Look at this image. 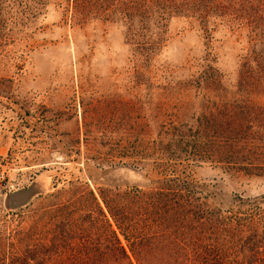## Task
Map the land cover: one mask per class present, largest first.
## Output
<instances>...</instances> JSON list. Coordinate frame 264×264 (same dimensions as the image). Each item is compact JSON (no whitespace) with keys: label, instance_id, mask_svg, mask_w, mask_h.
I'll list each match as a JSON object with an SVG mask.
<instances>
[{"label":"trees","instance_id":"obj_1","mask_svg":"<svg viewBox=\"0 0 264 264\" xmlns=\"http://www.w3.org/2000/svg\"><path fill=\"white\" fill-rule=\"evenodd\" d=\"M51 4L74 24L120 25L140 78L176 18L208 39L221 27L245 32L248 50L233 90L207 60L186 83L149 78L156 98L149 124L140 122L135 134L124 129L114 139L105 130L98 142L86 130V162L139 169L148 183L97 193L79 179L60 189L55 183L27 206L28 229L0 235V264H264V194L236 195L221 208L195 178L209 166L264 181V0H0V55L15 45L12 27ZM21 62L16 56L11 66L19 71ZM66 149L81 156L80 142Z\"/></svg>","mask_w":264,"mask_h":264},{"label":"rangeland","instance_id":"obj_2","mask_svg":"<svg viewBox=\"0 0 264 264\" xmlns=\"http://www.w3.org/2000/svg\"><path fill=\"white\" fill-rule=\"evenodd\" d=\"M12 28L15 45L0 55V235L5 236L31 226L34 214L27 206L53 193L55 183L60 189L79 179L96 193L100 187L145 186L146 173L139 169L86 162V130L98 142L104 141L105 130L115 131L109 137L114 139L124 129L130 132L126 136L135 134L140 122L149 124L156 98L149 78L155 84L186 83L207 60L233 90L248 50L245 32L221 27L208 39L187 19L176 18L152 67L140 78L118 24H74L51 4L38 18ZM16 56L22 57L19 71L11 66ZM77 142L81 156H70L66 146ZM195 178L221 208L231 206L236 195L264 194L263 180L209 166L197 169ZM25 191L30 197L16 205V194Z\"/></svg>","mask_w":264,"mask_h":264},{"label":"crops","instance_id":"obj_3","mask_svg":"<svg viewBox=\"0 0 264 264\" xmlns=\"http://www.w3.org/2000/svg\"><path fill=\"white\" fill-rule=\"evenodd\" d=\"M30 197V195L28 196V192H20L16 194V200H15V204L16 205H21L24 204L27 199Z\"/></svg>","mask_w":264,"mask_h":264}]
</instances>
